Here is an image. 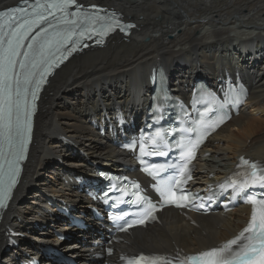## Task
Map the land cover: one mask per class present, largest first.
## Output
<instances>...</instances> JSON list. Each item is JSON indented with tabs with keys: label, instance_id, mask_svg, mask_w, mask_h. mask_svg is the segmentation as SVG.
<instances>
[{
	"label": "bare ground",
	"instance_id": "1",
	"mask_svg": "<svg viewBox=\"0 0 264 264\" xmlns=\"http://www.w3.org/2000/svg\"><path fill=\"white\" fill-rule=\"evenodd\" d=\"M16 1L0 0V8ZM81 1L113 6L135 21L137 29L126 39L114 35L103 48L73 56L51 79L41 99L21 183L5 216L6 224L28 237L19 248L6 253L5 236L0 233V256L6 259L22 255L37 241H46L77 261H89L86 250L98 238L88 230L71 241H59L52 235L55 214L49 217V201L77 202L76 188L65 184L63 176L72 172L71 166L94 169L81 159L79 151L97 164H131L89 126V120L111 114L113 105L138 113L149 98L148 76L157 65L167 70L171 85L180 90L196 77L215 79L225 70L242 72L250 83L251 109H242L205 149L212 154L204 159V180L213 181L233 169L242 154L264 160V117L257 116L264 115V0ZM244 212L249 209L240 207L224 216L196 215L199 226L195 227L177 211L167 209L161 226L135 231L125 248L164 251L179 246L193 252L233 236L248 217ZM35 223L44 228L34 227Z\"/></svg>",
	"mask_w": 264,
	"mask_h": 264
},
{
	"label": "snow or ice",
	"instance_id": "2",
	"mask_svg": "<svg viewBox=\"0 0 264 264\" xmlns=\"http://www.w3.org/2000/svg\"><path fill=\"white\" fill-rule=\"evenodd\" d=\"M76 0H61L60 3L52 5L57 10L63 11L70 5L75 4ZM18 11L17 9H9L7 12H0V16H9L11 18V13ZM51 14V13H49ZM45 17L39 16L35 21L25 20L20 27L26 29L24 34L19 32L14 33L12 38L8 40L7 55L4 58L3 63H0V136H2L10 149L8 154L0 152V160L3 161L0 164V170H5L6 175L9 180V187L15 183V177L19 171V160L23 159V141L20 140L21 137H26L27 131L29 129L28 123V111L27 102L24 97L21 96L19 89L20 79L14 74L15 69V57L19 54L16 49L20 47V40L27 35L28 31H31L33 23H38L44 20ZM84 19L88 20L89 23L95 22L97 19L102 20L101 17H88L85 14ZM114 25L118 26L116 21H111V23L103 22L100 25V30L97 33L101 37L107 34L109 30H114ZM83 35V33H81ZM67 39V37H66ZM77 43L73 41V44ZM72 50H75L74 48ZM59 52V49L56 50ZM71 54V51L67 53ZM27 56V54H25ZM40 59L33 60L31 68L33 70L37 69L40 64L47 65L43 72L40 73L41 79H44L45 75L51 70L52 66L58 60L67 59V55L57 56L56 52H49L48 58L44 55V47L42 46L39 53ZM50 58V59H49ZM21 68H25L26 65L21 64ZM30 70L26 73L24 77L25 83L31 82V77L36 75V72ZM33 99L35 95L33 94ZM24 112V118L21 119V112ZM10 157V158H9ZM247 163V161H245ZM251 175L256 176L257 166L255 163L250 165ZM191 178L190 176L188 177ZM260 180L264 181V175L259 177ZM179 185L180 181L175 182ZM166 197L169 202H175L176 193L169 188L165 192ZM186 199V197H181ZM264 204V202H262ZM0 206H2V200H0ZM177 206H182L177 204ZM154 210V209H153ZM258 213H259V223H258ZM152 216V213H148ZM154 219L155 217L152 216ZM144 221H140L143 223ZM251 233L252 235L248 237L249 240H254L255 243H249L245 249L239 253L233 255L231 253V246L237 244V242L243 238L244 233ZM254 257H259V260H253ZM191 261L197 262V264H245V261L253 260V264H264V207H261L258 211H254L251 222L248 227L244 229L236 239L230 240L222 246L221 248H213L210 251L201 253L198 257L189 258ZM144 257H139L135 261H130L129 264H141L144 261ZM150 264H156V260L153 259Z\"/></svg>",
	"mask_w": 264,
	"mask_h": 264
},
{
	"label": "rangeland",
	"instance_id": "3",
	"mask_svg": "<svg viewBox=\"0 0 264 264\" xmlns=\"http://www.w3.org/2000/svg\"><path fill=\"white\" fill-rule=\"evenodd\" d=\"M101 3V2H100ZM262 117H264V116H262ZM76 167H81L80 165H78V166H76Z\"/></svg>",
	"mask_w": 264,
	"mask_h": 264
}]
</instances>
